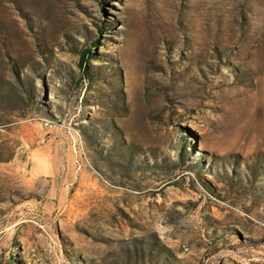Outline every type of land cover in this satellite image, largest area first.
I'll return each instance as SVG.
<instances>
[{"label":"rangeland","instance_id":"obj_1","mask_svg":"<svg viewBox=\"0 0 264 264\" xmlns=\"http://www.w3.org/2000/svg\"><path fill=\"white\" fill-rule=\"evenodd\" d=\"M0 264H264V0H0Z\"/></svg>","mask_w":264,"mask_h":264},{"label":"trees","instance_id":"obj_2","mask_svg":"<svg viewBox=\"0 0 264 264\" xmlns=\"http://www.w3.org/2000/svg\"><path fill=\"white\" fill-rule=\"evenodd\" d=\"M95 44L97 45L98 42H95ZM90 55V52H83V58H82V62L80 63L81 65H83V62L86 63V56Z\"/></svg>","mask_w":264,"mask_h":264},{"label":"built area","instance_id":"obj_3","mask_svg":"<svg viewBox=\"0 0 264 264\" xmlns=\"http://www.w3.org/2000/svg\"><path fill=\"white\" fill-rule=\"evenodd\" d=\"M42 122H43V125H45L46 126V128H51V127H53V124H48V122H46V121H44V120H42Z\"/></svg>","mask_w":264,"mask_h":264},{"label":"bare ground","instance_id":"obj_4","mask_svg":"<svg viewBox=\"0 0 264 264\" xmlns=\"http://www.w3.org/2000/svg\"><path fill=\"white\" fill-rule=\"evenodd\" d=\"M49 124V123H48Z\"/></svg>","mask_w":264,"mask_h":264}]
</instances>
